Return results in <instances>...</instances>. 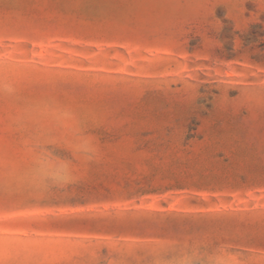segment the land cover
Segmentation results:
<instances>
[{"label": "rangeland", "instance_id": "374dc122", "mask_svg": "<svg viewBox=\"0 0 264 264\" xmlns=\"http://www.w3.org/2000/svg\"><path fill=\"white\" fill-rule=\"evenodd\" d=\"M220 249L264 264V0H0V264Z\"/></svg>", "mask_w": 264, "mask_h": 264}, {"label": "clouds", "instance_id": "9594fccd", "mask_svg": "<svg viewBox=\"0 0 264 264\" xmlns=\"http://www.w3.org/2000/svg\"><path fill=\"white\" fill-rule=\"evenodd\" d=\"M79 151L84 153L86 161H91L96 155V148L87 138L82 139L78 145ZM38 175L46 182L54 184H65L74 181L73 172L64 164H56L54 167H43L38 169ZM209 264H245L242 258L227 249H220L209 257Z\"/></svg>", "mask_w": 264, "mask_h": 264}]
</instances>
